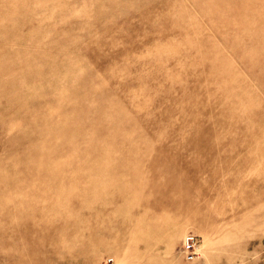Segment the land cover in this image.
<instances>
[{
  "label": "rangeland",
  "instance_id": "obj_1",
  "mask_svg": "<svg viewBox=\"0 0 264 264\" xmlns=\"http://www.w3.org/2000/svg\"><path fill=\"white\" fill-rule=\"evenodd\" d=\"M0 264H264V0H0Z\"/></svg>",
  "mask_w": 264,
  "mask_h": 264
},
{
  "label": "built area",
  "instance_id": "obj_2",
  "mask_svg": "<svg viewBox=\"0 0 264 264\" xmlns=\"http://www.w3.org/2000/svg\"><path fill=\"white\" fill-rule=\"evenodd\" d=\"M196 240V236L193 234H189L184 240V253L186 254L187 259L189 260H193L197 257L198 252L195 247Z\"/></svg>",
  "mask_w": 264,
  "mask_h": 264
}]
</instances>
